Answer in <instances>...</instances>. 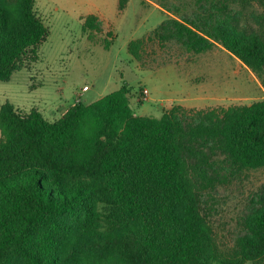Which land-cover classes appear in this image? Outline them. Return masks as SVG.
<instances>
[{"label": "trees", "instance_id": "1", "mask_svg": "<svg viewBox=\"0 0 264 264\" xmlns=\"http://www.w3.org/2000/svg\"><path fill=\"white\" fill-rule=\"evenodd\" d=\"M127 0H120L124 8ZM192 4V3H191ZM154 30L193 52L218 44L264 84V0H194ZM260 7V10L257 9ZM175 15V16H172ZM85 31L101 32L96 14ZM49 27L34 0H0V80L39 60ZM144 38L129 43L136 58ZM112 42L107 40L106 48ZM124 84L48 119L0 108V264H246L264 260V200L221 253L200 211L219 168L264 167V99L228 107L173 105L139 115Z\"/></svg>", "mask_w": 264, "mask_h": 264}, {"label": "rangeland", "instance_id": "2", "mask_svg": "<svg viewBox=\"0 0 264 264\" xmlns=\"http://www.w3.org/2000/svg\"><path fill=\"white\" fill-rule=\"evenodd\" d=\"M160 3L181 7L176 17L183 18L196 7L194 0H127L124 8L120 0H34L49 36L40 46L39 60L0 80V108L9 101L26 111L38 108L55 120L75 100L92 102L124 84L134 112L154 117L177 104L199 109L264 99L261 80L223 45L193 52L155 36L153 30L169 17ZM89 14L102 19L101 32L83 29ZM138 38L145 43L136 58L128 47ZM84 85L89 89L80 93ZM218 170L221 181L202 191L200 211L220 252L227 254L244 232V217L264 200V167Z\"/></svg>", "mask_w": 264, "mask_h": 264}, {"label": "built area", "instance_id": "3", "mask_svg": "<svg viewBox=\"0 0 264 264\" xmlns=\"http://www.w3.org/2000/svg\"><path fill=\"white\" fill-rule=\"evenodd\" d=\"M89 89V86L88 85H84L81 89V92L80 93H84L86 90ZM144 92L145 94H148L149 90L147 88L144 89Z\"/></svg>", "mask_w": 264, "mask_h": 264}, {"label": "crops", "instance_id": "4", "mask_svg": "<svg viewBox=\"0 0 264 264\" xmlns=\"http://www.w3.org/2000/svg\"><path fill=\"white\" fill-rule=\"evenodd\" d=\"M76 99H77V98H76ZM76 102H78V101H77V100H75V102H74V103H76ZM74 103H72V104H74ZM72 104H71V105H72ZM69 106H70V105H69ZM69 106H68V107H69ZM68 107H66L65 111L67 110V108H68ZM65 111H64V112H65ZM64 112H63V113H64Z\"/></svg>", "mask_w": 264, "mask_h": 264}]
</instances>
